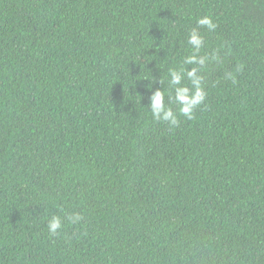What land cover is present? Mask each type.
Instances as JSON below:
<instances>
[{
    "label": "trees",
    "instance_id": "trees-1",
    "mask_svg": "<svg viewBox=\"0 0 264 264\" xmlns=\"http://www.w3.org/2000/svg\"><path fill=\"white\" fill-rule=\"evenodd\" d=\"M0 264H264V0H0Z\"/></svg>",
    "mask_w": 264,
    "mask_h": 264
},
{
    "label": "clouds",
    "instance_id": "clouds-1",
    "mask_svg": "<svg viewBox=\"0 0 264 264\" xmlns=\"http://www.w3.org/2000/svg\"><path fill=\"white\" fill-rule=\"evenodd\" d=\"M197 24L200 26H206L208 29H214L216 25L209 16H204L197 20ZM203 37L197 29H192L189 33L188 44L192 46L193 54L185 57L184 65H200L203 66L206 63L207 57H201L196 55L203 46ZM199 68L192 67L185 69L181 67L179 69H169V87L174 90V102L178 104L179 113L192 119L194 110L203 103L205 99V91L202 85L203 77L198 75ZM187 79L189 84H183V81ZM170 99H173L170 97ZM150 109L153 119L158 121H167L171 125L178 124V118L173 108L165 103V93L161 89H157L150 97V103L147 105ZM80 217L77 215L73 222L79 221ZM48 230L50 234H56L62 227L61 219L58 216H53L48 221Z\"/></svg>",
    "mask_w": 264,
    "mask_h": 264
}]
</instances>
